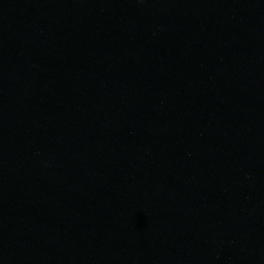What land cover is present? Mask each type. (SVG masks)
<instances>
[{"label": "water", "instance_id": "obj_1", "mask_svg": "<svg viewBox=\"0 0 264 264\" xmlns=\"http://www.w3.org/2000/svg\"><path fill=\"white\" fill-rule=\"evenodd\" d=\"M0 264H264V0H0Z\"/></svg>", "mask_w": 264, "mask_h": 264}]
</instances>
